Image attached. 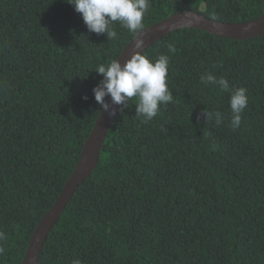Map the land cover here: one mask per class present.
Returning a JSON list of instances; mask_svg holds the SVG:
<instances>
[{"label": "trees", "instance_id": "16d2710c", "mask_svg": "<svg viewBox=\"0 0 264 264\" xmlns=\"http://www.w3.org/2000/svg\"><path fill=\"white\" fill-rule=\"evenodd\" d=\"M150 3L143 29L184 11L228 25L262 14L261 0ZM114 30L109 40L89 32L67 0H0V264H20L79 160L101 111L94 70L135 36L118 22ZM142 55L170 57L174 102L148 123L135 98L119 106L96 168L37 264H264V35L236 41L184 29ZM206 73L247 89L238 129L229 126L230 94L201 83ZM205 110L224 122L207 121Z\"/></svg>", "mask_w": 264, "mask_h": 264}, {"label": "clouds", "instance_id": "9594fccd", "mask_svg": "<svg viewBox=\"0 0 264 264\" xmlns=\"http://www.w3.org/2000/svg\"><path fill=\"white\" fill-rule=\"evenodd\" d=\"M74 10L81 14L87 30L97 35H105L107 39L117 38L114 25L118 22L124 29L133 35H138L143 29L144 16L151 7L150 0H67ZM144 47L142 39L134 41V51L130 59L123 64L119 60H112L108 64H99L94 72L103 79L92 89L95 101L100 108L115 116L117 109L113 106H122L123 111L128 107L131 99L138 102L136 116L143 123L152 121L160 112L161 107L174 102L172 91L168 86V71L170 57L159 55L155 61L150 60L139 51ZM170 53H175L173 45L168 46ZM201 83L205 86L217 85L220 92L229 93V107L231 111L230 124L232 130L240 127L242 113L248 105L247 89H231L228 80L221 76L217 78L211 73L201 77ZM111 98V104L105 102V98ZM87 100V97H83ZM207 121L215 119L220 125L225 117L220 112L201 113ZM199 119V117H198ZM161 131H167L163 127ZM7 239V234L0 231V242ZM0 251H3L0 248ZM72 264H81L77 258Z\"/></svg>", "mask_w": 264, "mask_h": 264}, {"label": "water", "instance_id": "95a60500", "mask_svg": "<svg viewBox=\"0 0 264 264\" xmlns=\"http://www.w3.org/2000/svg\"><path fill=\"white\" fill-rule=\"evenodd\" d=\"M262 1V14L255 20L248 23L228 25L217 23L192 11H184L172 14L170 17L150 26L138 35H135L131 42L123 49L118 59L121 64L130 59L134 51V41L142 39L144 47L139 51L141 54L159 39L175 31L189 29L198 30L223 39L249 40L264 35V0ZM105 102L111 104V98L106 97ZM117 109L119 106H113ZM116 111V113H117ZM114 116L101 109L94 122L92 130L85 140L78 162L72 174L64 185L61 193L51 209L41 218L37 227L32 232L25 254L20 264H37L39 253L44 245L52 227L63 212L66 204L78 188L96 168L99 155L109 131Z\"/></svg>", "mask_w": 264, "mask_h": 264}]
</instances>
